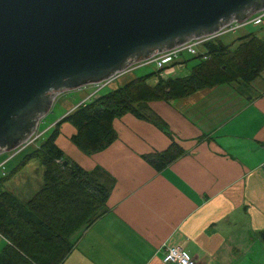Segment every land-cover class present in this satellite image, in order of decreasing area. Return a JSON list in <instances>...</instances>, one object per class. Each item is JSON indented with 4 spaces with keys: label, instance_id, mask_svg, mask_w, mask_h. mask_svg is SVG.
<instances>
[{
    "label": "crops",
    "instance_id": "0c3cea01",
    "mask_svg": "<svg viewBox=\"0 0 264 264\" xmlns=\"http://www.w3.org/2000/svg\"><path fill=\"white\" fill-rule=\"evenodd\" d=\"M254 25H260L261 33H255L264 40V24ZM179 59L168 74L187 67ZM139 74L133 71L108 87ZM93 92L61 97L64 111L53 122ZM149 105L172 137L128 113L114 120L117 139L87 155L65 138L76 133L74 126L69 134L60 131L56 142L69 157L88 170L101 166L116 178L109 211L74 236L75 247L64 264H165L164 244L182 246L196 264H247L244 252L264 231V72L251 83ZM173 139L186 153L155 170L142 155L168 148Z\"/></svg>",
    "mask_w": 264,
    "mask_h": 264
},
{
    "label": "water",
    "instance_id": "95a60500",
    "mask_svg": "<svg viewBox=\"0 0 264 264\" xmlns=\"http://www.w3.org/2000/svg\"><path fill=\"white\" fill-rule=\"evenodd\" d=\"M264 10V0H0V154L55 98Z\"/></svg>",
    "mask_w": 264,
    "mask_h": 264
},
{
    "label": "trees",
    "instance_id": "16d2710c",
    "mask_svg": "<svg viewBox=\"0 0 264 264\" xmlns=\"http://www.w3.org/2000/svg\"><path fill=\"white\" fill-rule=\"evenodd\" d=\"M237 41L235 48L221 40L205 43L209 58L196 56L200 61L188 75L163 77L157 70L155 84L150 83L149 74L89 97L48 129L52 130L50 137L27 152L36 138L8 160L0 173V236L5 240L0 264H64L75 247L74 236L109 211L108 199L116 178L101 166L88 170L64 152L56 142L63 122L76 128L71 141L87 155L106 149L117 139L114 120L128 113L153 123L172 137L166 121L150 108L151 101H173L234 82L251 83L262 75L264 40L252 32ZM22 153L21 161L7 171L9 163ZM185 153L173 139L168 148L142 157L155 170L162 171ZM35 158L44 166L43 184L31 197L23 199L7 188V183ZM260 234L264 235V231Z\"/></svg>",
    "mask_w": 264,
    "mask_h": 264
},
{
    "label": "rangeland",
    "instance_id": "374dc122",
    "mask_svg": "<svg viewBox=\"0 0 264 264\" xmlns=\"http://www.w3.org/2000/svg\"><path fill=\"white\" fill-rule=\"evenodd\" d=\"M261 31L262 30L260 28V25L248 24L245 28L239 29L237 32L234 33H228L226 35H223L217 40H221L223 43L231 45L232 48H235L238 45L237 39L239 37L252 32L261 33ZM199 51H203V48H199ZM181 59L186 60L185 64L187 65V67L183 69H179L171 74L167 73L165 74L166 77H182L188 75L191 73L193 66H195L200 61V59L197 58L196 55L190 54L188 52L183 53ZM174 66H178V64H175ZM156 71H157L156 64H146L143 66H139L137 69L134 70V73L135 74L140 73L139 75H137L138 77L152 74V76L149 78L150 83L155 84L158 80V77L154 75ZM124 77H122L121 79H123ZM121 79H118L117 82ZM111 89H112L111 86L110 87L107 86L97 92L93 84H87L82 86L81 88L66 90L65 92L60 93L53 101L49 111L39 120L40 125H38L32 138H34L39 133H42V135L39 136V138H37L38 140L35 144L31 145L29 149H27V152L32 147L36 146V144L39 145L45 139L50 137L52 130H48V129L51 126L53 127V125L60 120L58 119L57 121L53 122L64 111V107L59 102V99L61 97H65L67 99L77 98L86 95L87 93H89L90 90L94 91L95 96H98L109 92ZM89 99L90 98H88L87 100ZM61 126L62 127L60 128V131L62 130L61 132L69 134V128L70 126L73 125L66 121L63 122ZM65 138H67L69 143L72 142L70 136L69 137L67 136ZM63 140L66 139H62V143L64 144V146H66L67 143H65V141ZM22 148L23 147L20 145L15 150L13 149L11 151H6L0 154V167H4L8 160L12 159V157H14L16 154L22 151L21 150ZM24 153L19 154L15 159H13L9 163L7 171L13 169L21 161V158L24 155ZM70 153H72L73 157H77L75 153L73 152ZM2 170H5V168L0 169V173L2 172ZM43 173H44V166L41 163V161L37 158L32 159L30 162L27 163V165L21 171H19L9 180V182L7 183V188L12 190L14 193L18 194L21 198L27 199L40 188V185L43 184ZM258 238H259V242L253 243L252 250L249 252H244L243 260L247 261V264H264V235L259 234ZM3 244H4L3 238L0 236V251L3 247ZM238 263H240V261Z\"/></svg>",
    "mask_w": 264,
    "mask_h": 264
},
{
    "label": "built area",
    "instance_id": "2783aa9c",
    "mask_svg": "<svg viewBox=\"0 0 264 264\" xmlns=\"http://www.w3.org/2000/svg\"><path fill=\"white\" fill-rule=\"evenodd\" d=\"M251 23L264 24V10L257 11L251 17L243 21H232L226 24L223 28H221L217 32H214V33H211V34L199 37V38L191 39L188 43L182 44L178 47L171 48L163 52H159L150 58L141 60L137 63H133L127 66L125 69L119 72H116L114 76H111L110 78L105 79L103 81L94 82L91 84H93V86L96 88V91L98 92L101 89L110 85L113 81L121 78L122 76L128 73H131L132 71L137 69L139 66H143L146 64H156L157 70L160 71V75L165 77L166 76L165 74L169 73L170 70L174 67V65L179 63L178 60H180L179 58H181L183 53L188 52L196 56L201 55L203 59H208L209 56L207 55V50L205 49V43L212 41V40L219 39L220 37L228 33L237 32L239 29ZM199 48H203V51H199ZM91 96H95L94 92L89 97ZM41 135L42 133H39L34 138L31 137L28 141H26L24 144L21 145L23 147L21 150L25 149L36 138H38ZM3 168L4 167H0V169H3ZM162 260L165 264H196L195 261L191 259L184 252L183 247L180 245L164 244V254H163Z\"/></svg>",
    "mask_w": 264,
    "mask_h": 264
}]
</instances>
